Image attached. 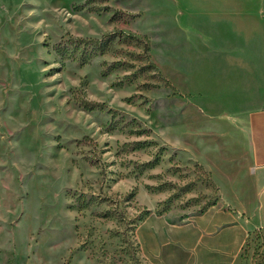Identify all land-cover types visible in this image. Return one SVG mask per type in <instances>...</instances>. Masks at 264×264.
<instances>
[{
    "label": "rangeland",
    "instance_id": "1",
    "mask_svg": "<svg viewBox=\"0 0 264 264\" xmlns=\"http://www.w3.org/2000/svg\"><path fill=\"white\" fill-rule=\"evenodd\" d=\"M180 3L0 0V264H150L144 215L217 200L185 137L216 118L165 76ZM238 264H264V232Z\"/></svg>",
    "mask_w": 264,
    "mask_h": 264
},
{
    "label": "crops",
    "instance_id": "2",
    "mask_svg": "<svg viewBox=\"0 0 264 264\" xmlns=\"http://www.w3.org/2000/svg\"><path fill=\"white\" fill-rule=\"evenodd\" d=\"M180 2L165 26V76L216 118L185 137L218 197L178 218L148 212L135 237L150 264H238L264 232V0Z\"/></svg>",
    "mask_w": 264,
    "mask_h": 264
},
{
    "label": "trees",
    "instance_id": "3",
    "mask_svg": "<svg viewBox=\"0 0 264 264\" xmlns=\"http://www.w3.org/2000/svg\"><path fill=\"white\" fill-rule=\"evenodd\" d=\"M147 67H152V66H150V65L148 64Z\"/></svg>",
    "mask_w": 264,
    "mask_h": 264
}]
</instances>
